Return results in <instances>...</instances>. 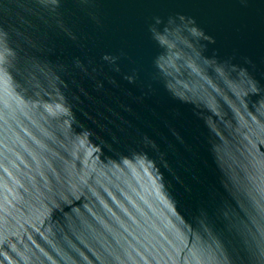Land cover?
Wrapping results in <instances>:
<instances>
[{"label":"water","instance_id":"1","mask_svg":"<svg viewBox=\"0 0 264 264\" xmlns=\"http://www.w3.org/2000/svg\"><path fill=\"white\" fill-rule=\"evenodd\" d=\"M0 264H264V0H0Z\"/></svg>","mask_w":264,"mask_h":264}]
</instances>
